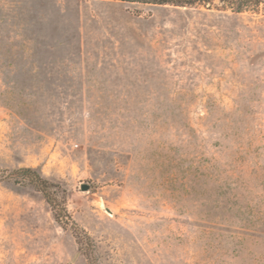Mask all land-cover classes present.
Here are the masks:
<instances>
[{"label":"rangeland","instance_id":"374dc122","mask_svg":"<svg viewBox=\"0 0 264 264\" xmlns=\"http://www.w3.org/2000/svg\"><path fill=\"white\" fill-rule=\"evenodd\" d=\"M24 167L97 264H264L263 9L0 0V168ZM0 264L89 261L4 180Z\"/></svg>","mask_w":264,"mask_h":264},{"label":"trees","instance_id":"16d2710c","mask_svg":"<svg viewBox=\"0 0 264 264\" xmlns=\"http://www.w3.org/2000/svg\"><path fill=\"white\" fill-rule=\"evenodd\" d=\"M119 1L129 4L151 5V6H173L179 8L205 6L231 10L234 13L264 11V0H103ZM12 180L16 183L27 182L40 192L46 202L50 205L54 218L59 224L70 225L81 250L87 257L89 264H97L95 246L91 237L80 228L69 214L63 198L58 196L60 186L49 181L36 169L31 167L19 168L7 171L0 168V181Z\"/></svg>","mask_w":264,"mask_h":264},{"label":"water","instance_id":"95a60500","mask_svg":"<svg viewBox=\"0 0 264 264\" xmlns=\"http://www.w3.org/2000/svg\"><path fill=\"white\" fill-rule=\"evenodd\" d=\"M81 189H82L83 191H87V190L90 189V186L87 185V184H83V185L81 186Z\"/></svg>","mask_w":264,"mask_h":264}]
</instances>
